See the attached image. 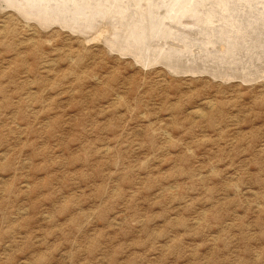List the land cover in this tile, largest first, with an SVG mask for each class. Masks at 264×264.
Listing matches in <instances>:
<instances>
[{"label": "rangeland", "instance_id": "1", "mask_svg": "<svg viewBox=\"0 0 264 264\" xmlns=\"http://www.w3.org/2000/svg\"><path fill=\"white\" fill-rule=\"evenodd\" d=\"M37 6L0 4V264H264V79L145 68L91 40L115 13ZM196 18L172 37L204 44Z\"/></svg>", "mask_w": 264, "mask_h": 264}, {"label": "bare ground", "instance_id": "2", "mask_svg": "<svg viewBox=\"0 0 264 264\" xmlns=\"http://www.w3.org/2000/svg\"><path fill=\"white\" fill-rule=\"evenodd\" d=\"M193 1L194 0H109V2H107L106 0L99 5L100 0H2L0 4L14 8L18 13L24 16L26 20H31V4L34 6L38 5L39 7L43 6L42 11L45 14L43 17L49 12H52V14H55V16L53 15L54 18H56L58 9L63 10L64 8L65 10L67 8L66 14L69 15V17L67 15L69 20L67 19L68 21L64 22V27L67 26L65 25V23H67L72 26L71 30L74 28L75 32L77 31L85 34H90L89 31L92 32L95 28L94 26L97 24L93 22L95 24L93 28L91 26V28L84 29L79 26L80 22L78 24L77 20L81 19L82 21L84 20V23L87 22L89 24V21L95 20L94 17L97 15V12L104 10L103 12L105 14L115 13L114 17L115 19L118 18V21L114 25L111 23V26L108 25L109 23H103L101 27H97V32L95 31L91 40H99L102 37L104 38L105 34L108 36L109 33L110 35L105 37L106 40L104 41H108L109 47L112 50L118 51V53L122 52L121 55H123V53L128 55L130 53H135L136 56H138L136 57L138 58L137 63L145 68L149 64L152 65V62H158L161 65H166L168 69L177 74L191 73L195 75L206 73L215 79L220 77L227 78L226 81L234 79L244 84H253L264 79V76L263 78L259 76V73H264V13L260 11L254 12L248 9L245 10L241 4L244 11L238 13L234 10L240 9V7L238 6V8L234 7L235 9H232V6L229 7V4L225 5L228 2L223 4L220 3L221 6L223 5L221 8L217 6L219 8L205 11L202 6V10L198 8L199 6H194L197 3H195V0V4H193ZM104 2H106V4ZM207 2H209V0ZM246 2H248V0ZM129 4H134L136 9L131 11L130 9L128 10ZM261 6L262 5L259 7ZM55 7L57 8L56 11ZM62 12L63 11H61V14L65 15V11ZM233 14H237L239 17L234 19L235 17L233 18ZM254 15H258V17H254ZM53 16H50V18H53ZM191 17L198 18H196V20H198L200 28H202L199 37H204V44H199L195 39H192L193 36L191 33L189 37L192 36V38H186V34L189 32H187V30L189 29H187L185 31L186 34H184L185 32L180 28L184 32L183 38H178V36L177 38L172 37L174 31L172 32L171 30L173 28L176 30L175 27L178 26L179 21L181 19L185 20L186 18L189 22ZM45 18H47V16ZM48 20L50 19L44 20L43 18L41 25L44 26L43 24L48 23ZM172 21H178L176 23L177 25ZM212 21H215L214 23L221 22L222 24L216 27L207 26L208 23L210 24ZM105 22H107V20H105ZM225 22L227 24H225ZM189 23L187 24L188 26ZM60 24H62V22ZM193 24L198 25L196 22ZM203 24L205 25L201 26ZM119 25L122 26V30H117L115 33L114 26ZM182 26L179 25V27ZM234 27L237 28L236 31L233 30L236 29ZM194 31L196 34V30ZM207 33L209 35H207ZM203 34H205L206 37L203 36ZM220 34L224 36L222 35L223 37H220ZM181 36L182 35L179 37ZM215 36L223 38V41L219 42L217 46L209 43L215 39ZM89 37H86V40ZM216 38L219 39L218 37ZM209 45L213 47L207 48ZM194 49H196L198 54H194Z\"/></svg>", "mask_w": 264, "mask_h": 264}]
</instances>
